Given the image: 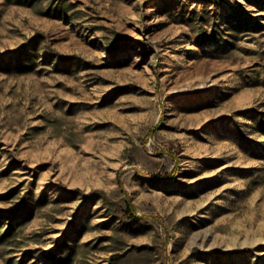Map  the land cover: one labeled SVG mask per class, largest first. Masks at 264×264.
Wrapping results in <instances>:
<instances>
[{
  "label": "rangeland",
  "instance_id": "obj_1",
  "mask_svg": "<svg viewBox=\"0 0 264 264\" xmlns=\"http://www.w3.org/2000/svg\"><path fill=\"white\" fill-rule=\"evenodd\" d=\"M0 264H264V0H0Z\"/></svg>",
  "mask_w": 264,
  "mask_h": 264
}]
</instances>
